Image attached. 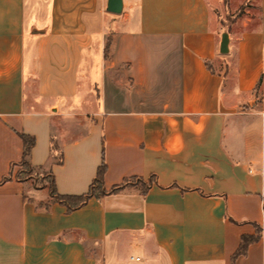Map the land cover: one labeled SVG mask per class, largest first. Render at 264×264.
<instances>
[{
    "label": "crops",
    "instance_id": "1",
    "mask_svg": "<svg viewBox=\"0 0 264 264\" xmlns=\"http://www.w3.org/2000/svg\"><path fill=\"white\" fill-rule=\"evenodd\" d=\"M106 2L0 0V264H264V0Z\"/></svg>",
    "mask_w": 264,
    "mask_h": 264
},
{
    "label": "trees",
    "instance_id": "2",
    "mask_svg": "<svg viewBox=\"0 0 264 264\" xmlns=\"http://www.w3.org/2000/svg\"><path fill=\"white\" fill-rule=\"evenodd\" d=\"M242 9H243V6L240 8V11ZM109 43H110V40L108 38V41L105 46V56H107L108 54ZM20 137L23 142V154H22V158L20 162L18 163L19 169L15 175V178L20 181H26L27 179L32 178V174H31L32 167L28 159V155L30 153L31 148L35 144V138L32 135H29L23 132L20 133ZM105 169H106V165H105L104 160L102 159V162L98 166L96 175L92 179V182L90 183L87 192L81 195L58 194L55 189L52 174L46 172L45 176H47L49 179L48 193L51 198L47 202L45 203L41 202L40 204L44 206H48L50 201L56 200V201L63 203L67 207L68 210H72V209L82 206L90 197L99 198L107 194L116 193L119 190L127 186L135 185V183H140L141 187L144 190L146 189V187H148V184H146V182H143L141 178L130 177V178H125L120 184H116L112 186L109 190H107L104 188V184H103V176L105 173ZM9 179H11V172L8 175L3 176L0 179V183H3ZM259 234H260V228L256 227L255 235H244L241 237L240 244L237 250L233 253L231 257L232 262L236 259V257L245 253L246 248L249 245V243L257 240L259 237Z\"/></svg>",
    "mask_w": 264,
    "mask_h": 264
},
{
    "label": "rangeland",
    "instance_id": "3",
    "mask_svg": "<svg viewBox=\"0 0 264 264\" xmlns=\"http://www.w3.org/2000/svg\"><path fill=\"white\" fill-rule=\"evenodd\" d=\"M245 1V5L243 6L244 10L242 9L241 11H236L235 8H231L230 4H228V9L225 11L224 13V24H226V26H229L230 29H232L233 24H234V20L236 19L234 16L239 15L240 13H247V14H254L257 12V0H244ZM239 4H237L238 7ZM236 11V12H235ZM257 91V90H256ZM46 172H36L32 169V178L27 179L31 182L32 186L34 188H41V187H49V179L47 176H45Z\"/></svg>",
    "mask_w": 264,
    "mask_h": 264
},
{
    "label": "water",
    "instance_id": "4",
    "mask_svg": "<svg viewBox=\"0 0 264 264\" xmlns=\"http://www.w3.org/2000/svg\"><path fill=\"white\" fill-rule=\"evenodd\" d=\"M106 10L112 13H120L122 10V0H107ZM229 36L227 30H224L220 36L219 52L221 54L228 53Z\"/></svg>",
    "mask_w": 264,
    "mask_h": 264
}]
</instances>
